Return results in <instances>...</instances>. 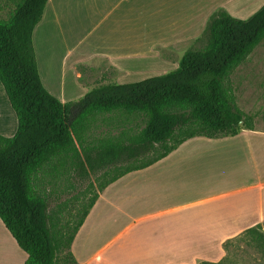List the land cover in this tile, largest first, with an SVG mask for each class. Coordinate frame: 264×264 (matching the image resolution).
I'll list each match as a JSON object with an SVG mask.
<instances>
[{
  "label": "trees",
  "instance_id": "1",
  "mask_svg": "<svg viewBox=\"0 0 264 264\" xmlns=\"http://www.w3.org/2000/svg\"><path fill=\"white\" fill-rule=\"evenodd\" d=\"M47 3L15 0L0 18V84L17 121L12 137L0 135V220L25 255L22 264H77L70 247L106 187L190 139L234 137L254 128V117L236 104L229 76L264 40V4L247 19L214 12L198 46L169 73L102 85L63 103L42 84L33 43ZM112 115L129 126L95 135ZM70 171L95 178L85 190L92 194L87 204L66 219L50 209L43 177L67 179ZM241 235L264 261V226ZM227 263L226 254L196 264Z\"/></svg>",
  "mask_w": 264,
  "mask_h": 264
},
{
  "label": "crops",
  "instance_id": "2",
  "mask_svg": "<svg viewBox=\"0 0 264 264\" xmlns=\"http://www.w3.org/2000/svg\"><path fill=\"white\" fill-rule=\"evenodd\" d=\"M49 14L50 26L62 33L53 9ZM118 36L130 43L139 41L133 33ZM131 51L121 48L102 57L107 59L105 70L114 74L116 68H128L140 58L138 52ZM0 101L7 102L11 109L1 84ZM262 149L264 131L254 128L241 130L234 137L186 141L152 166L106 187L77 232L70 253L77 264H196L219 260L224 243L252 226L264 224ZM0 243L16 254H8L7 264L24 262L1 220Z\"/></svg>",
  "mask_w": 264,
  "mask_h": 264
},
{
  "label": "rangeland",
  "instance_id": "3",
  "mask_svg": "<svg viewBox=\"0 0 264 264\" xmlns=\"http://www.w3.org/2000/svg\"><path fill=\"white\" fill-rule=\"evenodd\" d=\"M14 2L0 0V18L6 19ZM263 4L264 0H49L34 32L40 79L64 103L77 102L99 85L134 83L169 73L177 68L187 50L198 46L214 12L247 19ZM51 9L60 20L62 33L50 26ZM131 33L137 34V43L118 38V34L124 38ZM121 48L138 52L140 58L128 68H116L110 74L104 67L107 59L102 57ZM229 80L238 108L254 117L257 132L264 131V40L233 70ZM83 89L85 93L81 94ZM16 125L13 111L7 102L0 101V135L12 137ZM128 126L120 125V119L112 115L95 135L115 134ZM260 153L264 155V150ZM94 178H79L72 171L67 179L44 176L43 188L50 209L60 210L66 219L73 218L92 196L85 190ZM246 241L241 234L229 240L227 253L222 250L219 260L227 254V264H264L261 255ZM15 249L20 257H25ZM9 253L8 247L0 243V264H7Z\"/></svg>",
  "mask_w": 264,
  "mask_h": 264
}]
</instances>
